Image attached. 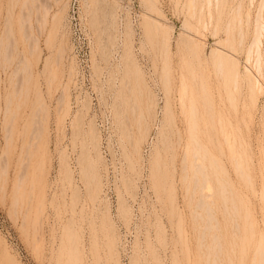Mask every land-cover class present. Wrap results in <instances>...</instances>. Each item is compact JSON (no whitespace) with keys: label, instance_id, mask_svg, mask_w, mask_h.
<instances>
[{"label":"rangeland","instance_id":"obj_1","mask_svg":"<svg viewBox=\"0 0 264 264\" xmlns=\"http://www.w3.org/2000/svg\"><path fill=\"white\" fill-rule=\"evenodd\" d=\"M0 264H264V0H0Z\"/></svg>","mask_w":264,"mask_h":264},{"label":"bare ground","instance_id":"obj_2","mask_svg":"<svg viewBox=\"0 0 264 264\" xmlns=\"http://www.w3.org/2000/svg\"><path fill=\"white\" fill-rule=\"evenodd\" d=\"M221 63H222V61H221ZM221 63H220V65H221ZM196 128V127H195ZM194 156V155H193ZM196 156V155H195ZM196 163H198V161L196 162ZM196 165H198L199 166V163L198 164H196ZM28 168V167H27ZM200 170V169H199ZM201 171V170H200ZM21 174V173H20ZM19 197V196H18ZM17 197V198H18Z\"/></svg>","mask_w":264,"mask_h":264}]
</instances>
